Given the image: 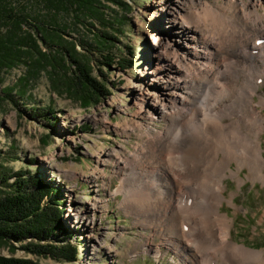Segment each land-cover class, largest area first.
<instances>
[{
    "label": "rangeland",
    "instance_id": "1",
    "mask_svg": "<svg viewBox=\"0 0 264 264\" xmlns=\"http://www.w3.org/2000/svg\"><path fill=\"white\" fill-rule=\"evenodd\" d=\"M121 1L130 9L125 10L107 2L103 4L106 19L115 15L118 25L97 23L90 28L88 23L75 21L71 15H60L57 19L58 24L65 22L69 25L64 39L74 42L77 53L81 55L78 56L79 60L91 68V76L109 91L99 104L90 109L82 108L63 86L61 81L65 78L64 81L68 82L73 67L64 73L56 70L53 80L61 85L57 86L58 89H54L48 74L42 73L36 82H32L24 97L17 98L12 92L11 100L0 93V173L27 171L44 183L50 181L54 188L60 189L65 199L62 225L67 235L58 236V239L77 247L78 258L73 264H180V255L187 254L179 251L181 244H178L179 253L174 254L173 247L176 245L173 232L155 226L160 213H150L140 219L135 215L132 209L136 206L134 203L144 197L137 185L138 192L125 198V188L130 189L127 186L130 174L124 168L126 154L132 153L136 145L141 146L146 141V133L152 132L150 128L157 133L165 126L155 115H150L155 117L150 121L139 113L138 93L145 90L148 80H152L151 71L160 68L161 58L154 54L158 51L153 46L154 38L157 43L161 40L162 49L169 47L170 52L179 57L183 52L171 45L174 44V34L169 30L166 19L170 14L169 7L161 8L159 0ZM185 1L182 8L186 7L185 11L192 15L201 14L202 3L212 8L214 5L232 6L229 11L234 14L235 4L241 2L245 7L248 3L259 5V12L264 14V0L259 3L258 0ZM11 3L16 12L21 10V6L29 7V0H11ZM160 14L163 16L161 20L158 19ZM23 29L29 31L26 25ZM94 33L109 35L107 37L113 35L115 40L111 44L114 46L93 44L83 48L82 44L93 41ZM40 45L44 52L49 50ZM106 55L113 58L110 67L105 66L109 63L104 59ZM122 59L133 64L120 68ZM24 72L23 65L7 72L0 92L14 86ZM263 87L264 83L260 85L259 92L263 91ZM254 101H258L257 96ZM32 108L42 109L44 113L48 108L52 109L57 121L45 120L42 112L34 120L30 119L28 115ZM258 110L264 116V108ZM183 126L197 128L194 123H181L177 129ZM260 143L264 156V132ZM216 146L213 145L212 150ZM231 168L234 169L233 163ZM246 173L245 169L239 172L245 180L239 187L235 180L226 178L223 181V196L229 199L230 194H234L231 198L233 205L223 201L219 212L232 220L229 238L232 243L264 251V185L247 180ZM8 182L11 184L13 178ZM168 189L169 195L172 194L171 198H174L171 185H165V191ZM184 189L195 199L211 192L201 184ZM6 191L8 188L0 184V197ZM132 200L131 210L129 201ZM160 223L164 224L165 221ZM181 226L182 233L184 224ZM19 247L17 245L11 251L0 244V256L28 259L34 264H55L49 258L28 255Z\"/></svg>",
    "mask_w": 264,
    "mask_h": 264
},
{
    "label": "bare ground",
    "instance_id": "2",
    "mask_svg": "<svg viewBox=\"0 0 264 264\" xmlns=\"http://www.w3.org/2000/svg\"><path fill=\"white\" fill-rule=\"evenodd\" d=\"M184 2L158 1L161 8L169 7L171 45L183 54L162 49L161 40L154 38L160 68L151 71L152 80L138 93V105L143 118L152 121L150 115H155L165 126L156 133L148 124L152 132L146 133V141L126 154L130 189L125 188V198L138 192L137 185L144 197L135 201V215L140 219L160 213L155 226L173 232L174 254L178 244L187 254L180 255V264H264L263 250L229 240L232 220L219 212L223 201L233 205L234 194L225 199L222 193L226 178L239 187L245 182L239 172L245 169L247 180L264 185V116L258 110L264 108V92H259L264 83V14L259 5L245 7L241 2L234 14L232 6L202 3L201 14L192 15L182 8ZM181 123L197 128L177 129ZM195 184L211 192L191 198L184 187ZM165 185H171L174 198Z\"/></svg>",
    "mask_w": 264,
    "mask_h": 264
},
{
    "label": "trees",
    "instance_id": "3",
    "mask_svg": "<svg viewBox=\"0 0 264 264\" xmlns=\"http://www.w3.org/2000/svg\"><path fill=\"white\" fill-rule=\"evenodd\" d=\"M106 2L125 10L130 9L121 0H29L28 8L21 6V10L16 12L11 0H0V88L7 72L20 65L25 67L19 81L11 88L1 90V95L12 100L11 94L14 92L13 96L24 97L32 82H36L42 73L48 74L54 89H58L57 86L61 85L53 80L56 70L60 69L64 73L73 67L75 71L73 70L68 82L64 81L65 78L61 81L63 86H66L69 94L78 100L82 108L90 109L99 104L109 91L91 76V68L79 60L78 56L81 55L77 53L74 42L64 39L69 25L65 22L60 25L57 19L60 15H71L75 21L88 23L90 28H94L97 23L118 25L115 15L106 19L103 5ZM25 25L29 31L23 29ZM117 31L121 32L119 29ZM107 36L94 33L93 41L82 44L83 48L93 44L114 46L111 44L115 40L113 35ZM40 44L49 50L44 52ZM104 59L109 62L105 66L110 67L112 56L106 55ZM120 64V68H124L133 63L122 59ZM43 111L32 108L28 117L34 120L38 114L43 113L45 120L57 121L52 109L48 108L45 113ZM53 125L52 122L51 126ZM10 178H13L11 184L8 182ZM0 184L8 188L0 197V244L11 251L18 245L26 254L49 258L55 264L75 263L78 258L77 247L58 239V236L67 235V230L62 225L65 199L60 189L54 188L50 181L44 183L38 176L27 171L13 174L2 172ZM0 264L34 263L28 259L0 256Z\"/></svg>",
    "mask_w": 264,
    "mask_h": 264
}]
</instances>
